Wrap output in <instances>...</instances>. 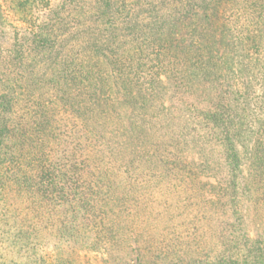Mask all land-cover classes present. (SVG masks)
Listing matches in <instances>:
<instances>
[{
	"label": "rangeland",
	"instance_id": "374dc122",
	"mask_svg": "<svg viewBox=\"0 0 264 264\" xmlns=\"http://www.w3.org/2000/svg\"><path fill=\"white\" fill-rule=\"evenodd\" d=\"M204 1L208 6L217 2L219 10L230 13L236 0ZM203 3L0 0V94L14 99L1 123L14 130V124L40 123L44 113L51 123L66 126L67 137L74 124L103 122L78 114L107 105L74 92L73 72L68 77L73 59L89 68L97 59L94 51L107 54L111 44L131 39V28L154 33L156 19H175L183 34L193 25L201 27L206 23L196 15ZM39 30L50 39L49 46L36 42ZM91 41L102 48L92 49ZM85 42L89 45L83 49ZM127 48L120 46L113 54ZM111 82L115 104L104 130L115 127L118 132L89 147L86 167L69 175L72 183L62 184L57 177L53 184L40 181L30 160L22 159L17 168L0 165V264H208L215 259L217 264H264V187L245 185V167L239 186H229L215 151L160 128L169 122L164 117L171 102L156 100L151 107L155 117L145 118L146 112L124 101L121 87ZM25 132L18 152L27 155L33 140L46 137L33 136L28 127ZM8 133L10 139L4 140L13 152L10 141L17 142L18 136ZM251 145L245 140L239 147L243 165L252 159Z\"/></svg>",
	"mask_w": 264,
	"mask_h": 264
},
{
	"label": "trees",
	"instance_id": "16d2710c",
	"mask_svg": "<svg viewBox=\"0 0 264 264\" xmlns=\"http://www.w3.org/2000/svg\"><path fill=\"white\" fill-rule=\"evenodd\" d=\"M223 1L220 0L219 4ZM202 2V10L196 15V20L206 23L201 27L193 25L192 30H186L183 34L175 19L173 22L156 19L154 23L149 21L146 24L149 27L153 23L154 33L148 35L142 29L138 30L140 28H136L137 33H134L135 28H131L128 29L133 31L131 39L120 42V45H107L108 55L94 51L97 59L89 68L84 66L83 60L76 62L77 59H73L74 66L71 71L68 70V77L73 72L72 79L77 83L74 92L88 95L90 99L95 98L107 105L105 109L99 110H75L80 112V116L87 113L92 120L94 116L103 122H95V119L91 123L79 122L68 129L71 134L63 137L65 132L62 130L66 126L51 123L42 113L39 116L40 123L14 124V130H9L7 125L1 123V117L10 110L14 99L7 100L6 94H0V155H5L0 157V165L17 168L22 159L30 160L39 172L40 181L48 179V183L53 184L57 177L62 184L72 183L69 175L79 173L86 167L84 159H87L85 153L89 147L98 145L118 132L115 127L113 130H104L110 125L108 113L115 104L112 97L115 92L111 90L113 79L114 84L121 87L122 99L132 100L136 110L146 112L145 118L155 117L151 114L155 109L151 107H154L156 100L162 98L163 102H171L172 110L164 117L169 122L163 123L160 128L168 127L173 130L171 136L180 134L184 141L194 140L201 147L208 146L210 152L215 151L222 159V167L226 171L225 181L229 186H239L245 167L248 169L245 185L263 189L264 0H236L232 2L233 10L230 13L219 10L221 5L217 2H211L209 6L204 0ZM186 15L180 18L185 19ZM42 24L45 29L46 23ZM43 26L36 29H43ZM39 31L37 34L40 39H35L36 42L40 46H49L50 39L41 35L42 30ZM88 42L84 43L83 49L89 45ZM90 44L92 49L102 48L95 42L91 41ZM125 45H128V50L121 55L113 54ZM84 53L93 56L90 52ZM93 70H96L95 75ZM61 92L64 93V90L61 89ZM156 108L159 112V105ZM99 125L102 126L98 129ZM26 127L31 129L33 136L44 133L46 137H35L29 147L33 151H27V155L23 151L18 152V148L23 146L21 138L26 133ZM11 132L18 136L17 142L10 141L13 152L5 143V140L10 139ZM245 140L247 144H252L250 153L253 156L249 165H243L240 160V146ZM44 141L47 144L44 145ZM3 142L5 146H2ZM50 153H54L55 157H48ZM203 165L206 167V164ZM217 261L215 259L208 264H217Z\"/></svg>",
	"mask_w": 264,
	"mask_h": 264
}]
</instances>
